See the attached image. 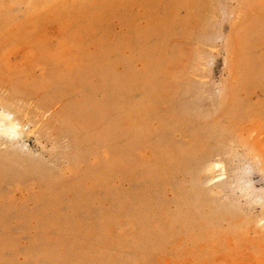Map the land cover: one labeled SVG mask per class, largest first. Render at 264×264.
<instances>
[{"label":"rangeland","instance_id":"obj_1","mask_svg":"<svg viewBox=\"0 0 264 264\" xmlns=\"http://www.w3.org/2000/svg\"><path fill=\"white\" fill-rule=\"evenodd\" d=\"M0 113V264H264V0H0Z\"/></svg>","mask_w":264,"mask_h":264},{"label":"bare ground","instance_id":"obj_2","mask_svg":"<svg viewBox=\"0 0 264 264\" xmlns=\"http://www.w3.org/2000/svg\"><path fill=\"white\" fill-rule=\"evenodd\" d=\"M0 119H1L0 120V131H4L5 133L7 132L8 134H11L13 136H17L21 133L18 122L12 117L11 114L0 113ZM217 165L218 164L215 162L212 163L213 168L216 167Z\"/></svg>","mask_w":264,"mask_h":264}]
</instances>
